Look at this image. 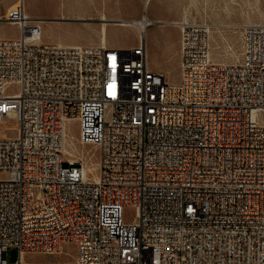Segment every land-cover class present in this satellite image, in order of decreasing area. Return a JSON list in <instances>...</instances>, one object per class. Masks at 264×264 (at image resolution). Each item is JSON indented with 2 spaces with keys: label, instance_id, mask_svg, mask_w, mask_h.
Masks as SVG:
<instances>
[{
  "label": "built area",
  "instance_id": "2783aa9c",
  "mask_svg": "<svg viewBox=\"0 0 264 264\" xmlns=\"http://www.w3.org/2000/svg\"><path fill=\"white\" fill-rule=\"evenodd\" d=\"M23 15L18 4L7 19ZM11 115L0 264H55L22 253L68 242L74 264H264V24L246 25L239 61L219 63L209 25L183 23L177 81L150 67L143 35L130 48L59 45L20 25L0 38V119ZM68 119L98 149V181L84 156L65 157Z\"/></svg>",
  "mask_w": 264,
  "mask_h": 264
},
{
  "label": "rangeland",
  "instance_id": "374dc122",
  "mask_svg": "<svg viewBox=\"0 0 264 264\" xmlns=\"http://www.w3.org/2000/svg\"><path fill=\"white\" fill-rule=\"evenodd\" d=\"M92 1L24 0L22 4L27 16L42 20L43 40L46 43L56 42H48L44 37L55 38L56 41L78 42H86L90 37L97 42L101 40L102 22L106 21L108 40L121 48L135 46L139 42L140 31L137 25H121L120 19L141 18L145 11L149 19L158 18L149 26L150 31L146 37L150 67L162 71L171 81L180 78V30L174 22L186 18L210 25L211 57L219 63L239 61L242 56V32L246 25L264 24V0H149L147 4L146 0ZM18 4L20 0H0V38L18 37L17 22L6 18L8 11ZM103 16L107 20H102ZM158 37L162 43L157 42ZM15 90V86L9 89ZM66 133V147L70 154L65 153V157L73 160L84 156L89 176H96L99 169L97 147L80 144L76 120H67ZM17 134L18 121L14 117L0 121V137H15ZM5 176L6 174L0 173V177ZM134 214L135 209L127 207L124 212L125 220L131 221ZM76 253V244L68 242L63 245L62 253L47 255L29 251L26 252L25 259L71 263L74 257L76 259ZM18 254L17 247H8V262H15Z\"/></svg>",
  "mask_w": 264,
  "mask_h": 264
},
{
  "label": "bare ground",
  "instance_id": "6f19581e",
  "mask_svg": "<svg viewBox=\"0 0 264 264\" xmlns=\"http://www.w3.org/2000/svg\"><path fill=\"white\" fill-rule=\"evenodd\" d=\"M23 1L24 0H20V2L21 3H23ZM90 1L91 0H88V2L90 3ZM149 2V0H146V4ZM23 5V4H22ZM14 7H16V5L14 6ZM13 7V8H14ZM89 9V8H88ZM26 11H25V8H24V15H23V18H22V20L21 21H16L17 23V25H18V27H19V35H20V25H24V24H27V25H31L32 23L34 24V25H36V26H39L40 28H41V30H42V25H41V22H42V20H40V19H33V18H30L29 16H27L26 15V13H25ZM145 15H146V13H145ZM7 18V17H6ZM101 19L102 20H107V18L106 17H101ZM190 20L189 19H186V18H184V19H181L180 21H176V22H174L177 26H178V28H179V30H180V27L182 26V24L183 23H185V22H189ZM149 22H151V24L149 25V26H151L153 23H155L156 21H154V20H152V19H149L148 17H147V15L145 16V18H137V19H121L120 20V24H122V25H137L138 26V28H139V31H140V33H139V40H140V38H141V35H143V37L146 39V33H147V29H148V23ZM106 21H103L102 22V28H101V38H102V43H103V40L106 42V30H107V28H106ZM257 24V23H256ZM250 25H255V24H250ZM142 26H147L146 27V29H145V32H143L142 33ZM209 29H210V25H209ZM18 35V36H19ZM148 51V50H147ZM179 66H180V61H179ZM10 117H14L13 115H11ZM5 118H7V117H4V118H2V119H0V121H2V120H4ZM17 121H18V119L16 118V117H14ZM69 120V119H68ZM18 127H19V121H18ZM67 134V133H66ZM18 135V134H17ZM66 139H67V136H65V145H64V153H66V154H70V152H69V150H68V148L66 147ZM78 141H79V138H78ZM80 142V141H79ZM80 144H82V143H80ZM69 159V158H68ZM71 160V159H70ZM72 161H76V159H73ZM98 166H99V169H98V174L96 175V176H94V177H91V176H89V173H88V171H87V167H86V163L84 162V172H85V175H86V177L87 178H89V179H91L92 181H98L99 180V173H100V163H99V161H98ZM63 252V245H62V247H61V249H60V251L57 253V254H59V253H62ZM25 255H26V252H24V253H22V257H21V260L23 261V263H27V262H33V261H29V260H26L25 259ZM71 262V261H70ZM55 264H74L75 263V257H74V261L73 262H71V263H64V262H54Z\"/></svg>",
  "mask_w": 264,
  "mask_h": 264
},
{
  "label": "crops",
  "instance_id": "0c3cea01",
  "mask_svg": "<svg viewBox=\"0 0 264 264\" xmlns=\"http://www.w3.org/2000/svg\"><path fill=\"white\" fill-rule=\"evenodd\" d=\"M92 2H97L96 0H93ZM89 3V2H88ZM90 3H91V1H90ZM20 4H22L21 2H20ZM25 8V7H24ZM91 8V7H90ZM91 10H92V8H91ZM143 13H146L145 11L143 12ZM146 15H147V13H146ZM147 17H148V15H147ZM129 18H132V17H129ZM149 18V17H148ZM121 19H127V18H121ZM120 19V20H121ZM158 19V18H153L152 20H154V21H156V20ZM122 25V24H121ZM129 25V24H128ZM127 25V26H128ZM123 26H126V25H123ZM107 28V27H106ZM149 31H150V27L147 29V33H146V36L145 37H147V35L149 34ZM45 38V40L46 41H48V42H58V44H63V45H92V44H104V45H107V46H114V47H118V45L117 44H115V43H112V42H110L109 40H108V29L106 30V42L103 40V43H102V38H101V40H99V41H93L90 37H88L89 39H87L86 40V42H78V41H56V39L55 38H50V37H44ZM157 42L158 43H162V40H161V38L160 37H158L157 38ZM160 72H162V71H160Z\"/></svg>",
  "mask_w": 264,
  "mask_h": 264
},
{
  "label": "water",
  "instance_id": "95a60500",
  "mask_svg": "<svg viewBox=\"0 0 264 264\" xmlns=\"http://www.w3.org/2000/svg\"><path fill=\"white\" fill-rule=\"evenodd\" d=\"M115 22H117V21H115Z\"/></svg>",
  "mask_w": 264,
  "mask_h": 264
}]
</instances>
